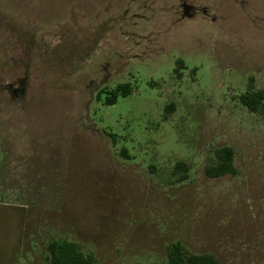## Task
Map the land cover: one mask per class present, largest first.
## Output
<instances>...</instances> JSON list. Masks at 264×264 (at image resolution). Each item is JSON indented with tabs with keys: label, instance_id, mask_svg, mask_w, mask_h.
Masks as SVG:
<instances>
[{
	"label": "rangeland",
	"instance_id": "obj_1",
	"mask_svg": "<svg viewBox=\"0 0 264 264\" xmlns=\"http://www.w3.org/2000/svg\"><path fill=\"white\" fill-rule=\"evenodd\" d=\"M123 82L116 103L97 97ZM251 84L264 0H0V264H44L59 238L99 264H168L177 240L264 264ZM224 145L239 174L209 177Z\"/></svg>",
	"mask_w": 264,
	"mask_h": 264
},
{
	"label": "trees",
	"instance_id": "obj_2",
	"mask_svg": "<svg viewBox=\"0 0 264 264\" xmlns=\"http://www.w3.org/2000/svg\"><path fill=\"white\" fill-rule=\"evenodd\" d=\"M108 93L106 103L114 104L120 95L132 92L130 82L119 83L116 88H103L97 97L102 98ZM241 103L251 112L261 113L264 116V88H256L253 84L240 95ZM172 105V104H171ZM170 105V106H171ZM168 108V107H167ZM126 154V150H123ZM236 151L230 145H224L215 150L214 157L205 166V173L209 177H222L226 175L237 176L238 167L235 163ZM173 173L185 180L190 174V164L185 160H178L174 165ZM47 257L44 264H99L93 252H86L80 243L66 238H59L47 245ZM168 264H223L212 252H194L180 240L174 241L167 247Z\"/></svg>",
	"mask_w": 264,
	"mask_h": 264
}]
</instances>
